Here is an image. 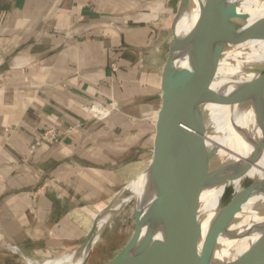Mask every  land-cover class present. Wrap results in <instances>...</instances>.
I'll list each match as a JSON object with an SVG mask.
<instances>
[{
  "label": "crops",
  "instance_id": "crops-1",
  "mask_svg": "<svg viewBox=\"0 0 264 264\" xmlns=\"http://www.w3.org/2000/svg\"><path fill=\"white\" fill-rule=\"evenodd\" d=\"M180 1L0 0V252L83 242L152 160L165 63L150 16L172 30ZM93 100L119 109L95 120ZM52 126L60 142L32 148Z\"/></svg>",
  "mask_w": 264,
  "mask_h": 264
},
{
  "label": "water",
  "instance_id": "water-1",
  "mask_svg": "<svg viewBox=\"0 0 264 264\" xmlns=\"http://www.w3.org/2000/svg\"><path fill=\"white\" fill-rule=\"evenodd\" d=\"M245 1H180L162 72L154 159L144 195L135 205L142 218L134 237L122 249L120 264H202L196 254L203 234L198 208L208 188L228 181L229 169V165H212L218 148L208 149L203 140L209 126L205 109L208 105L245 104L251 106L257 122H264V82L242 87V97L222 96L212 89V68L219 66L228 50L264 41V12L243 11ZM238 131L242 136L247 133L242 128ZM259 194H264V184L250 198ZM232 221L229 214L219 215L205 241L218 243L217 229ZM257 242L260 258L252 264H264V234ZM223 264L233 263L228 260Z\"/></svg>",
  "mask_w": 264,
  "mask_h": 264
},
{
  "label": "bare ground",
  "instance_id": "bare-ground-1",
  "mask_svg": "<svg viewBox=\"0 0 264 264\" xmlns=\"http://www.w3.org/2000/svg\"><path fill=\"white\" fill-rule=\"evenodd\" d=\"M245 2L243 11L264 12V0ZM212 73L214 91L226 97H242V87L264 82V41L232 47L219 66L212 68ZM205 112L209 126L203 140L208 149L218 148L212 165L215 168L229 165V169L228 181L218 187L208 188L198 208V221L202 225L203 234L196 247V254L202 264H223L228 260L233 264H252L260 258L257 241L264 234V194L250 198L255 189L264 184V122H257L251 106L245 104L225 107L208 105ZM239 128L247 132L245 136L239 133ZM151 166L140 174L143 178L141 186L145 184L143 180L149 175ZM132 181L124 187L125 190L113 207L107 210L106 217L98 218L94 229L97 235L93 238V233L90 241L93 248L80 247L70 255L43 262L26 256L16 246H7L3 250L19 256L28 264H88L92 250L111 218L133 195L130 191ZM137 182L132 184L137 185ZM227 189L229 197L223 202ZM224 213L233 217L232 223H222L217 229L220 236L218 243L208 244L205 238L213 221ZM105 219L107 225L102 229Z\"/></svg>",
  "mask_w": 264,
  "mask_h": 264
},
{
  "label": "rangeland",
  "instance_id": "rangeland-1",
  "mask_svg": "<svg viewBox=\"0 0 264 264\" xmlns=\"http://www.w3.org/2000/svg\"><path fill=\"white\" fill-rule=\"evenodd\" d=\"M177 3L178 0H175L176 6ZM150 17L151 20L154 19L153 22H150V25L155 27V31H154L155 44L150 46L149 55L151 57V65H154V68L158 69V68H162L163 64L166 63L169 55V46L172 40V30L170 28L172 16L167 14V17L165 19L162 17L160 19L159 15H152ZM164 22L166 23L164 24ZM159 60L161 61V64L159 63L160 62ZM107 103L109 104L108 108L112 109L109 113V116L107 117L101 119L100 116L93 117L92 116L93 114L89 111L91 104L85 106L88 108V110L86 109V112L91 116V118L104 122L108 120L119 109L118 106L120 105L119 102L116 100ZM153 153H154V149H153ZM153 159H154V155L152 156V160L149 163L146 162L144 165H142L141 163V165L138 167L137 170L138 173L136 172L137 174L134 177L132 183L137 182L139 180L137 182L139 186L138 184L137 185L135 184L133 185L132 183L130 184L131 186L130 191L132 192L133 195H131V197H129V200L119 210L116 211L114 216L111 218L112 220L110 219L111 221L108 224V227L102 233L100 240L95 244L94 249L92 250L88 264H120V261L124 254V251L122 249H124L134 237V234L138 228V223H140L142 218L141 213L137 214L135 212V205L137 204L138 200L141 199L142 196L144 195L148 176L144 177L143 182L145 184H142L143 186H141L140 183L142 182L143 178L141 179L140 174L147 167L151 166ZM139 161L136 160V163H138ZM135 186L137 187L136 189H134ZM228 197H229V189H227L224 194L223 202L226 201ZM110 204L106 208L101 210V211L105 210V213H103L100 216L99 213L95 215L94 225H96L98 218L104 216L106 217V212H107L106 209L110 206ZM89 220L92 222V219ZM106 225L107 224L105 219L104 224L101 228L103 229ZM92 231L93 233H95L94 228H92ZM99 232L100 231H98V233ZM96 235L97 233H95L93 238H95ZM91 237L88 239V242H85L84 240L83 242H80L79 244L72 246L69 249L64 247L62 248V246L59 245H39V246H33L30 248H21V249L26 256H29L30 258H33L40 262H43L45 260H55L59 257H63V256L65 257L66 255H70L74 253V251H76L80 247L83 248L85 246L87 247V249L93 248L90 242L92 240ZM82 243L84 244L81 245ZM0 264H28V262L9 251H2L0 252Z\"/></svg>",
  "mask_w": 264,
  "mask_h": 264
},
{
  "label": "built area",
  "instance_id": "built-area-1",
  "mask_svg": "<svg viewBox=\"0 0 264 264\" xmlns=\"http://www.w3.org/2000/svg\"><path fill=\"white\" fill-rule=\"evenodd\" d=\"M90 112L93 114L92 116H100L101 118L109 116L110 111L112 110L111 108H108V103L107 102H97V101H91L90 102ZM88 110V108L86 107ZM95 113V114H94ZM60 142V132L58 131L57 128L55 127H50L48 128L41 136V140L36 142L35 146L32 148H35L36 146H41V145H54L58 144Z\"/></svg>",
  "mask_w": 264,
  "mask_h": 264
}]
</instances>
